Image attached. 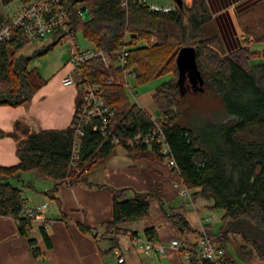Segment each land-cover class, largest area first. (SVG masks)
Here are the masks:
<instances>
[{
	"label": "trees",
	"instance_id": "1",
	"mask_svg": "<svg viewBox=\"0 0 264 264\" xmlns=\"http://www.w3.org/2000/svg\"><path fill=\"white\" fill-rule=\"evenodd\" d=\"M12 1L0 0V3L7 5ZM68 3L73 9V29L79 30L96 48L114 59L123 46L127 47L126 68L133 74V82L130 89L122 83L106 89V102L113 109L108 123L111 135L104 136L99 129L86 127L80 162L87 169L85 173L68 169L72 135L69 127L31 133L25 130L26 136L18 141L15 151L18 162L0 165V215L16 221L18 233L27 237L32 256L41 257L37 239L30 233L32 221L20 215L22 201L26 199L23 187L35 186L34 177H23V173L33 172L49 179L54 183L50 190L53 191L63 182L87 181L88 171L108 157L117 145L129 152L145 148L144 144L128 141L148 130L154 121L131 96L137 94V86L170 74L168 80L155 87L152 95L157 114L155 122L163 130L185 186L199 188L191 196L212 200L211 207L223 211L218 228L214 230L207 223L204 233L224 249L228 264H240L239 261L264 264V46L261 51L240 46L222 54L206 0H191L190 4L182 0L181 6L175 4L168 11L150 10L138 0H128L126 7L120 0H68ZM83 6L88 13L86 18L78 13ZM257 29L261 31L257 40L264 45V14L243 22L246 34ZM29 41L15 30L8 42L0 43V105H22L46 82L36 67H29V62L48 53L59 40L52 36L50 43L31 55L19 54ZM142 41L145 44H140ZM189 45L195 47L199 75L189 73L190 78L187 76L180 84L176 57L181 47ZM95 63L98 73L110 72L100 60ZM187 85L195 89L208 86L221 95L226 112L233 115V120L209 124L204 133L179 124L176 121L178 96ZM152 150L162 158L155 144ZM110 190L112 218L98 226L78 224L97 241H106L108 247L101 251L102 255L113 254L118 236L129 235L134 239L136 232L128 231L123 224L149 214L152 194L134 192L127 196L126 188ZM154 192L159 196L158 186ZM167 216L179 231L192 230L181 214L170 210ZM98 230H102L100 238L96 236ZM40 233L48 242L43 227ZM232 235L240 239L234 252L229 248ZM143 236L145 240L160 243L153 226L146 227ZM197 248L198 242L180 247L189 251L188 264H212L198 256ZM115 264L126 263L116 261Z\"/></svg>",
	"mask_w": 264,
	"mask_h": 264
},
{
	"label": "crops",
	"instance_id": "2",
	"mask_svg": "<svg viewBox=\"0 0 264 264\" xmlns=\"http://www.w3.org/2000/svg\"><path fill=\"white\" fill-rule=\"evenodd\" d=\"M184 1L186 4L191 2ZM206 1L221 38L220 52L227 54L240 46L258 51L263 49V43L257 40L261 31L257 29L246 34L243 22L264 14V0ZM71 68L69 63L57 71L58 78L44 77L45 84L30 101L16 107L0 105V165L9 166L18 162L15 151L18 141L26 136L25 130L31 133L69 127L78 91L74 85H64L62 79ZM154 89L145 91L146 102L139 104L150 115L155 112L152 100ZM33 177L37 185L34 188L23 187V196L30 204H48L44 213L49 220V225L44 228L48 242L40 233V222H32L30 233L37 239L42 252L41 257H33L27 237L17 231L16 221L0 215V264H115L114 254H101L108 244L97 241L78 225L98 226L112 218L110 188H126L127 196L134 192H152L149 195V214L138 221L123 224L128 231L136 232L135 239H130L129 235L117 237L119 253L125 257L126 264H188L189 251L180 247L198 242L201 234H205L203 228L207 223L216 230L223 213L211 207L212 200L191 196L199 188L190 189L188 198L179 196L173 186L178 175L148 146L129 152L117 145L108 157L88 171L87 181L63 182L53 191H50L54 187L52 181L35 174ZM156 186L159 196L154 192ZM48 190L50 193H46ZM170 210L181 214L194 231L176 229L167 216ZM148 226L156 229L160 243L166 245L163 256L155 252L150 255L144 253L143 230ZM171 239L179 241V248L168 246Z\"/></svg>",
	"mask_w": 264,
	"mask_h": 264
},
{
	"label": "built area",
	"instance_id": "3",
	"mask_svg": "<svg viewBox=\"0 0 264 264\" xmlns=\"http://www.w3.org/2000/svg\"><path fill=\"white\" fill-rule=\"evenodd\" d=\"M22 5L16 15L3 16L0 13V43L8 42L12 33L19 30L30 41L41 40L47 36H55L60 42L67 40L69 45V63L71 71L63 77L64 85H74L77 88V100L74 113L69 125L71 129V145L68 169L76 172H87L81 162V146L84 132L87 126L92 129H99L104 136L111 135L108 128L113 109L106 102V89L114 83H122L130 89V79L133 75L126 68L127 47L123 46L115 58L110 54L98 49L89 41L88 46H81L75 36L77 30L72 27L73 9L68 0H21ZM128 0H120L122 6L126 7ZM142 6H147L150 10L168 11L169 7L160 8L157 5L148 4L146 0H138ZM83 16L82 11L78 12ZM96 60L110 69L108 74H101L95 71ZM113 64V66H112ZM112 66V67H111ZM154 124L146 131L136 134L128 143L144 144L150 148L155 144L169 167L178 175L173 186L179 196L190 197V189L187 188L179 176V171L175 158L169 144L166 141L162 128L155 122L156 118L151 116ZM117 142V139H113ZM46 202L30 204L26 199L22 201L20 215L34 221H39L40 226L45 228L49 225V220L44 213L47 208ZM97 238L102 236V232L96 233ZM135 239V238H134ZM169 247L179 248L177 239H171ZM142 249L146 255L155 252L158 256L166 253V245L153 243L144 240ZM197 254L201 259L208 260L212 264H228L224 256V249L213 243L205 234H201L198 241ZM113 254L117 262H125V257L119 253L118 246L114 248Z\"/></svg>",
	"mask_w": 264,
	"mask_h": 264
},
{
	"label": "rangeland",
	"instance_id": "4",
	"mask_svg": "<svg viewBox=\"0 0 264 264\" xmlns=\"http://www.w3.org/2000/svg\"><path fill=\"white\" fill-rule=\"evenodd\" d=\"M146 2L148 4L157 5L160 8L169 7L170 9H172L174 8L175 5L174 0H146ZM21 5H22L21 0H13L7 5H3L2 3H0V13L3 16L16 15ZM51 40L52 37L47 36L41 40L29 41L19 51V54L29 56L34 51L38 50L40 47L50 43ZM75 40L83 47L88 46L90 44L89 41L82 36L79 30H77ZM151 40L153 41L154 39L152 38ZM140 44H145V41L140 42ZM220 49H221V38H220L219 50ZM221 53L223 54V52ZM69 56H70L69 45L67 43V40L65 39L63 40V42L59 41L48 53L32 58L29 62V67H36L45 78H58L59 76L56 73L60 68L64 67V65L69 64ZM132 77L133 76L129 78L131 84L133 82ZM170 77H171L170 74L163 75L147 83H144L140 86H137L136 88L137 94L135 96H131V100L136 102L137 104H144L147 98L145 91L154 89L158 84L168 80ZM176 110H177L176 121L179 124L189 127L199 133H204L206 130H208L209 124L218 123L223 120L229 122L233 120V115L228 114L226 112L225 104L221 95L216 94L208 86H204V88H198V89L193 88L191 85L185 86L182 89L180 95L178 96V103ZM151 116L157 119L156 106H155V112ZM31 174L34 173L24 172L23 177L28 176L29 178H31L33 177V175ZM46 180L48 182H51L49 179ZM12 182L15 181L13 180ZM36 183L38 182L36 181ZM25 190L27 191L28 189ZM238 242H240L239 237L236 235H232V238L229 243V248L231 251L234 252V247ZM101 243L107 245L106 241L104 240H102ZM239 263L255 264V263H247L242 261H239Z\"/></svg>",
	"mask_w": 264,
	"mask_h": 264
},
{
	"label": "water",
	"instance_id": "5",
	"mask_svg": "<svg viewBox=\"0 0 264 264\" xmlns=\"http://www.w3.org/2000/svg\"><path fill=\"white\" fill-rule=\"evenodd\" d=\"M174 1L177 6H181L182 0ZM81 11L83 13V16L86 18L88 16V13L87 11H85V6L81 8ZM176 65L179 71V80H181L180 84H182L185 78L189 76V73L198 76L199 73L197 71V65L195 60V47L192 45L181 47L176 57Z\"/></svg>",
	"mask_w": 264,
	"mask_h": 264
}]
</instances>
